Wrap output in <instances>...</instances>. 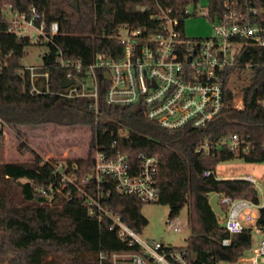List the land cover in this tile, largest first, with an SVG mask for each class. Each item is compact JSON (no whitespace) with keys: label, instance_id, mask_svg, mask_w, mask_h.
<instances>
[{"label":"trees","instance_id":"16d2710c","mask_svg":"<svg viewBox=\"0 0 264 264\" xmlns=\"http://www.w3.org/2000/svg\"><path fill=\"white\" fill-rule=\"evenodd\" d=\"M77 1L78 7L72 6ZM196 0H0V6L11 5L21 13L36 8L48 25L58 22L60 33L54 43H46L43 71L50 74L51 90L60 93L66 70L57 64V54L93 62L99 54L119 60L123 46L121 29L161 31L166 14L178 18L181 27L185 10ZM222 0H211L213 15L221 12ZM160 18V19H158ZM29 37L19 38L0 24V122L17 131L21 127L59 125L87 126L92 133L90 152L86 159L67 160V170L77 167L82 178L92 173L95 151H120L134 164L144 153L159 158L157 186L160 205L170 208L169 221L177 219L184 208L189 211L191 234L186 249L190 264L237 263L251 247L252 233L230 236L209 204L214 193L234 198L253 199L254 187L244 181L207 178L205 171H216L220 163L235 159L223 151L203 156L197 148L206 140L215 141L238 133L256 144L264 141V49L247 47L237 59V66L225 76L228 106L207 128L166 130L150 121L139 108L112 106L107 103L109 83L100 75V96L96 104L91 98L68 99L58 94H31L30 75L24 71L23 60L32 46ZM43 45L41 42L39 43ZM248 73L242 86L243 108L233 105L237 95L230 87L234 75ZM5 134L0 126V264H100V253L137 250L129 248L119 237L112 222L88 216L79 200L42 205L46 197L35 187L58 183L53 170L59 163L44 161L30 149L29 162L5 161ZM247 163H263L264 152L241 158ZM27 179L33 184L21 180ZM90 192L96 193L93 184ZM104 205L138 233L149 221L142 214L145 204L136 196L122 195L111 186ZM231 238L229 246L224 239Z\"/></svg>","mask_w":264,"mask_h":264},{"label":"built area","instance_id":"2783aa9c","mask_svg":"<svg viewBox=\"0 0 264 264\" xmlns=\"http://www.w3.org/2000/svg\"><path fill=\"white\" fill-rule=\"evenodd\" d=\"M211 7V0H196L185 10L187 19L201 13L213 23L214 33L206 38L186 37L180 20L166 14L161 18L164 23L159 32L147 33L124 27L128 38L124 39L121 33L118 37L123 46L119 60L99 54L93 62L84 65L81 60L76 61L59 52L56 62L66 70L64 78L74 81L64 92L51 90L50 74L43 71L44 61L39 66L26 65L24 71L30 75L31 94L55 93L68 99L91 98L97 104L101 75L109 83L106 94L109 105L139 108L148 120L166 130L205 129L228 106L224 88L227 72L237 66V59L247 47L264 49V0H222L221 12H216L215 16ZM3 22L8 31L19 38L27 37L25 34L29 29L38 31L43 45L53 44L60 33L59 23L48 25L34 7L28 14L13 9L11 5L0 6V24ZM106 73L111 80L104 78ZM233 105L242 109V97L238 104L235 98ZM0 126L6 134L9 127L1 122ZM257 149L264 152V141L256 144L249 137L233 133L219 140H206L197 152L211 156L225 151L235 158H244ZM138 160L134 164L120 151L97 150L91 174L79 178L75 173L77 167L69 171L66 162L59 163L53 170L58 183L35 187V191L46 197L42 205L58 204L61 197L64 201H81L89 217L98 221L107 218L129 248H137L110 254L101 252L100 264H190L186 249L142 238L104 205V198L110 196L105 191L107 185L122 195L136 196L148 204L159 200V158L140 153ZM204 176L244 181L254 187L256 197L253 199L217 194L222 212L216 214L220 221H224L222 226L230 236L253 231L262 235L260 246L249 261L264 264V176L262 180L252 175L220 179L216 171H205ZM89 184L95 187V194L90 192ZM214 195L216 193L210 199ZM222 244L229 246L231 238L224 239Z\"/></svg>","mask_w":264,"mask_h":264},{"label":"rangeland","instance_id":"374dc122","mask_svg":"<svg viewBox=\"0 0 264 264\" xmlns=\"http://www.w3.org/2000/svg\"><path fill=\"white\" fill-rule=\"evenodd\" d=\"M193 9V8H192ZM183 34L191 39L206 38L214 33L213 23L203 17L189 18L182 28ZM25 36L32 39V46L28 49L23 60L24 66L43 64V57L47 51V46L39 44L41 37L38 31L29 29ZM121 36L128 38V32L121 29ZM248 73L236 74L232 77L230 87L237 95L236 104L242 94V86L248 82ZM22 137L19 138L15 129L7 128L5 134V161L6 162H29L33 156L30 149L39 153L44 161L55 160L63 163L67 160L86 159L90 152L92 133L87 126H59L42 125L21 127ZM252 175L258 180L264 176L263 163H247L241 158H235L220 163L216 169V176L220 179L238 178ZM26 183L28 180H21ZM170 208L158 203L145 204L142 214L149 221V224L141 233L144 239L159 240L164 245L174 248L187 247V239L191 234L189 227V211L184 208L180 216L174 221H169ZM221 225L224 221H220ZM262 235L252 232L251 247L246 251L244 258L237 263L223 262L220 264H251L250 259L254 251L260 246Z\"/></svg>","mask_w":264,"mask_h":264},{"label":"water","instance_id":"95a60500","mask_svg":"<svg viewBox=\"0 0 264 264\" xmlns=\"http://www.w3.org/2000/svg\"><path fill=\"white\" fill-rule=\"evenodd\" d=\"M72 6H73V8L76 9L78 7L77 1H73ZM104 78L106 80H111V77H110L109 73H106ZM73 83H74V81L68 80L66 78H63L62 81H61V86H62L63 89H66L69 86H71ZM104 200L107 201L108 197H105ZM209 204H210V206H211V208L213 209L214 212H217V213H221L222 212V209H221V207L219 205V196L217 194L214 195L213 197H211V199L209 201Z\"/></svg>","mask_w":264,"mask_h":264}]
</instances>
